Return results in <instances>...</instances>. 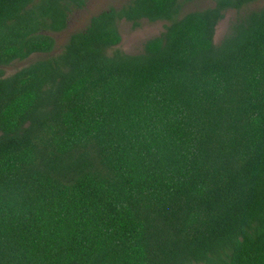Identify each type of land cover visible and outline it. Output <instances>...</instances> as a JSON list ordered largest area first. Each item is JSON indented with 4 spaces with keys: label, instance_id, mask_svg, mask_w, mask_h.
I'll use <instances>...</instances> for the list:
<instances>
[{
    "label": "trees",
    "instance_id": "1",
    "mask_svg": "<svg viewBox=\"0 0 264 264\" xmlns=\"http://www.w3.org/2000/svg\"><path fill=\"white\" fill-rule=\"evenodd\" d=\"M175 1L54 44L67 0H0V264H264V7Z\"/></svg>",
    "mask_w": 264,
    "mask_h": 264
},
{
    "label": "flooded vegetation",
    "instance_id": "2",
    "mask_svg": "<svg viewBox=\"0 0 264 264\" xmlns=\"http://www.w3.org/2000/svg\"><path fill=\"white\" fill-rule=\"evenodd\" d=\"M135 1L136 0H77L74 2L72 0H67V3L63 7L72 8L67 15L64 29L57 32H47V34L52 36L54 44H63L71 34L86 29L93 17L103 12H109L112 9L120 12L124 7H132ZM173 7H179L178 14H185L186 12L204 10L207 8L223 7L220 10L222 16L217 21L214 34V38L220 40L227 32L231 21L235 20L239 12L242 13L245 7H264V0H176ZM73 12H77V20L75 21L71 18ZM116 23L117 26L119 23H126V25L134 28H139L141 26L145 28L151 27V31H154V27L158 26L160 28V31H158L156 35L158 36L164 30V25L167 21L159 19L149 20L147 17H142L134 23L126 20L124 17H120L117 19ZM220 27L223 28L221 34L219 30ZM118 32L120 31L118 30ZM119 35L120 43L122 41V35L120 33Z\"/></svg>",
    "mask_w": 264,
    "mask_h": 264
},
{
    "label": "rangeland",
    "instance_id": "3",
    "mask_svg": "<svg viewBox=\"0 0 264 264\" xmlns=\"http://www.w3.org/2000/svg\"><path fill=\"white\" fill-rule=\"evenodd\" d=\"M71 18H73L74 21L77 20V12H73L71 14ZM154 28L155 30L151 31V27L145 28L144 26H141L139 28H134V27H130L129 25H126V23H119L118 30L120 31L119 33L122 35V41L118 44L117 47L122 51L130 54L139 52L142 48L144 41L148 38L156 36L158 31H160V28L158 26ZM222 29L223 28L221 27L219 28L220 34L223 31ZM215 40L218 39L215 38ZM34 56L35 55L32 56L33 59H36L38 57V56L37 57ZM26 63L27 61L16 62L10 66H7L4 69V72L6 74L11 73L17 68L24 66Z\"/></svg>",
    "mask_w": 264,
    "mask_h": 264
}]
</instances>
